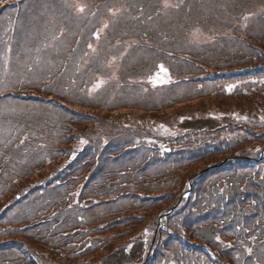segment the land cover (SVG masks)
I'll return each mask as SVG.
<instances>
[{
	"label": "rangeland",
	"instance_id": "rangeland-1",
	"mask_svg": "<svg viewBox=\"0 0 264 264\" xmlns=\"http://www.w3.org/2000/svg\"><path fill=\"white\" fill-rule=\"evenodd\" d=\"M164 2L166 5H172L174 0ZM197 33H199L196 36L197 39H207L202 32ZM191 43L193 46L202 47L201 43ZM215 57L214 60L206 58L210 62L205 65L208 68L203 72V78H208L202 82L206 89L205 95L196 96L194 94L189 100L182 99L178 104L172 105V108H177L176 113L182 115L178 122L182 123L181 126L184 128L178 126L175 119L168 121L170 124L163 125V122L153 123L154 121L145 118L140 120L138 117H133V115L147 117L153 114H149V109L146 110L148 107L143 108L141 103L134 104L133 101L136 100L126 95L122 96L125 102L113 105L110 111L106 112L110 113L112 118H115L113 114L125 113L128 116L123 121L121 130L114 129L107 138L101 136L102 131H88L81 125H78L79 130L68 127L61 140L63 143L57 144V147L52 150L53 159L41 169L32 170L27 179L21 181L30 187L29 192H25L22 183L17 182L15 188L5 197L6 200H12L17 197L18 192L26 198L30 194L48 190L44 197V206L36 212L34 210V216L30 219L31 224L30 221L20 222L16 228L1 233L0 240L3 238L23 239L27 245L29 243L31 247L39 249L40 245L23 236L36 234L38 231L40 244L44 247L47 242L46 229L62 226L60 230L64 235L55 244L62 248H54L55 252L50 251L49 253L50 257L54 256L63 264H106L105 257L108 254L112 253L117 258L122 256L124 259L125 252L128 256L139 255L140 259L149 255L151 264H167L170 251L163 244L179 246V240L183 244L185 242L194 244L192 250H195L197 244L202 243L191 231L186 230V227L182 225L178 237L173 236L175 234L171 232L175 230L165 225V221L170 220L181 225L185 214L190 211L205 214L207 211L204 209L213 207V205L227 207L228 197L223 196V192L228 189L227 183H224L225 178L232 177L237 171L242 172L243 177L258 178L260 176L259 173L255 174L252 168H238L237 164H234L236 161L231 160L234 159L232 155L239 149L260 148L264 145V102H257L258 96L264 97V91L255 90L258 87L247 91L241 86L254 79L251 74L247 76L246 74L259 61L253 64L242 63L222 67L233 64V61L224 62L221 54ZM200 59L204 58L200 57ZM254 60H256L255 57H252L243 61L252 62ZM216 65L220 67L209 68ZM224 69L236 72L224 75L226 76L224 81L209 79ZM160 79L164 80V77ZM256 79L259 84L263 82V78ZM165 81L167 79L158 84L165 83ZM219 83L222 84L220 90L210 91L212 87L217 88ZM142 84H145L144 80ZM251 96L254 98L253 103L249 101ZM95 104L89 103L88 106L79 107L83 112L79 115L81 122L92 121L91 114H106L104 109L98 106L100 103ZM253 104L256 109L251 112ZM217 105L221 106L224 111L222 118H232L230 120L234 121L233 124L226 125V122L220 120L221 128L210 132L204 128L205 131L201 129L203 124L198 120L186 119L194 113L208 112H210L208 114L210 118H217L218 114L214 112ZM240 122H245L248 129ZM72 128L74 130H71ZM69 132V136L66 135ZM89 133L96 136L98 133L101 137L96 142L89 143L83 138H92L86 135L91 136ZM215 133L220 134L219 139L223 140V143L225 140L227 145H217L214 141L217 136ZM234 134H241L244 138L233 141L231 136ZM198 139H201V142L197 141ZM107 140H110L112 144L120 140L123 142V145L117 149L113 147L106 149V152L110 153V157L105 159L106 162L110 166L118 163L109 171L102 169L97 152L90 149V146H95L96 150L105 147ZM212 144H215L214 149H206V145ZM233 144H237L234 150H232ZM200 148H205V150L202 151ZM87 149L92 153L91 155L87 153ZM196 152L198 156H192ZM179 154H189L191 158L182 159L179 163L170 160L171 157ZM76 159L82 160L81 165H76V171H69V168L75 166ZM229 164L233 167L232 169L226 167ZM73 174H77V177L73 179L72 185L50 191V184L54 187L58 179L62 180ZM195 177L202 180L203 191L201 193L196 192ZM212 185L219 186V193L222 194H214ZM237 186L238 190L243 193L248 190L252 193L260 191L257 188L252 191L244 185V181L237 183ZM159 219L164 224V231L172 237L161 231L157 242L156 239L153 242L152 232L148 230L149 223L150 227L154 228ZM191 223L198 222L192 220ZM27 224L31 226L27 227ZM219 234L223 237L215 238L216 241L211 245H203L205 253L200 252L201 262L207 260L211 264L210 258L219 263L225 262V259L220 256L229 245L224 234ZM54 235L52 233L50 239H53ZM230 235L232 234L227 233L225 236ZM141 239L145 241L141 242ZM227 262L229 264V261Z\"/></svg>",
	"mask_w": 264,
	"mask_h": 264
},
{
	"label": "trees",
	"instance_id": "trees-1",
	"mask_svg": "<svg viewBox=\"0 0 264 264\" xmlns=\"http://www.w3.org/2000/svg\"><path fill=\"white\" fill-rule=\"evenodd\" d=\"M4 1V0H0ZM8 0L9 6H5L1 11L0 15L5 16L8 13L10 8L11 21L13 22V29L11 31V36L8 38L7 46L0 47V54L7 51L12 47L15 53H20L23 47L30 37L41 36L43 30H39L38 33L35 32L39 22L48 17L58 18L57 27L54 28L51 43L46 47V52L44 54L40 72L41 75L52 78V80H46L45 78L40 79L35 77L40 83H23L26 87L37 89L42 85V82L48 81L49 84L53 83V80L57 77V84L48 87L46 90H49L53 94V100L49 102L48 105L44 107V112L50 114H39L40 117L35 118L34 121L38 124V119H42L40 124L42 127H45V121H65L75 117L78 121L81 122L79 115L81 113H75L70 111L71 108L78 107L77 104L87 105L92 103H100L98 106L101 109L110 111V108L122 101L120 96L122 92L127 90H132L133 85L125 83V80L129 78L141 77L147 73H150L154 70L158 63L163 62L170 66V71L172 73V81L182 80L180 83H173L170 85L167 96L157 95V94H145V96L139 101L147 107H151V110H157L159 108H164V105H170L173 102H177L182 99L185 94L197 92V89H190L187 92H183L186 88H192L194 80L193 77H196L198 69L204 66L203 64H208V59L205 54L200 52L196 54L195 50L184 49L186 45V40L184 36L188 35L191 31V26L197 22H200L202 25L211 27L218 26L223 28V30H230L235 27L236 31H243L252 23H244V17L254 10L255 15H257L258 8L264 3V0H175L174 3L170 6H165L164 0H84V10L81 15H77L75 11V6L71 3V0H54L56 3L52 4L51 0ZM263 2V3H262ZM30 3V4H29ZM74 3V2H73ZM29 4V5H28ZM123 4L127 9L129 8L130 21H127L126 24L116 25L114 23L110 28H108L103 34L99 36L98 41L95 38V32L97 26L99 25L100 20L110 15L111 9H116ZM30 5L35 7L33 10L30 9ZM141 7L139 10L138 18H133L131 11L133 7ZM19 10V14L15 19L12 17L14 9ZM168 8V9H166ZM138 11V9H137ZM119 11L117 12V14ZM14 16V15H13ZM32 17V18H30ZM35 17L38 18V25L36 27ZM86 17H95L98 20L93 23H88L81 21L82 18ZM79 18V19H78ZM163 18L166 19L163 22ZM115 21V18L110 21V24ZM123 22L124 18L121 14L116 18L117 23ZM160 22V23H159ZM36 27V28H35ZM259 30L256 32L254 28H250L254 34L255 47L244 50L243 53H246V59L255 57L256 60L252 62L243 61L242 63L253 64L255 61H259L255 67L260 72V76H264V25L259 26ZM35 29V30H34ZM34 30V32H32ZM83 36L81 41L77 44V47L73 48V42L75 41L77 33H82ZM67 42V45L64 46L63 43ZM127 49L122 52L124 53L120 62H119V71L118 78L121 80V86L109 90L111 86H115V82L107 81L104 84L97 87L93 92L92 96H86L82 100L81 93H85L86 89L90 87L92 81L96 79L97 76H102L104 78H111L112 71L108 69L105 65L108 57L112 55V51L115 48ZM173 52L174 55L168 54ZM181 52L191 54V58L186 61L180 56L183 54ZM195 54L196 56H193ZM203 57L204 59H200ZM212 56H208L210 59ZM213 58V57H212ZM237 58V57H235ZM234 57H231L232 61H235ZM242 56H239V59H242ZM50 61H55L50 64V67L55 71H47L48 64ZM206 59V61H204ZM245 59V60H246ZM240 61V60H237ZM17 62L14 60V54L12 55L11 68H5L4 63L0 60V85L2 86L1 90L6 87H10L8 82L11 80V74L14 68L17 67ZM233 64H237L235 61ZM237 64V65H240ZM212 67V66H210ZM62 68H64L63 72ZM56 73V77H55ZM60 73V74H59ZM28 78V77H27ZM185 79V80H184ZM83 83L84 89L78 91L81 84ZM188 83V84H187ZM135 90L137 85H135ZM197 87V86H196ZM254 88L253 86H249ZM255 90L264 91V86ZM253 90V91H255ZM40 95V94H38ZM257 102H264V97L258 96ZM148 99L152 101L151 104H148ZM4 101H14V98L8 97ZM249 101L254 102V98L251 96ZM25 104L33 102V106H39L40 101L38 98H30L24 100ZM62 102H65V104ZM10 103V102H9ZM13 103V102H11ZM5 105L7 103L0 102V105ZM144 106V108H146ZM21 106L14 107L8 105L6 107H0V121L5 123L7 120H20L23 116H26L25 112H22L20 109ZM43 111V109H41ZM218 114L217 118H210L208 113H199L198 121L203 124L201 129L209 130L210 132L220 129L219 122L223 120L227 124H233L234 121L230 119H223L222 114L224 111L221 106L217 105L214 110ZM78 114V115H77ZM58 115L60 118L55 119V116ZM172 116V114H171ZM140 119H143V116H136ZM91 119L98 126L105 128H116L121 130L122 128V117L111 119L110 114H92ZM111 119V120H109ZM119 119V120H117ZM242 123V122H240ZM4 127V125H2ZM55 126V124H52ZM3 127H0V134L3 132ZM216 128V129H215ZM248 129V127H246ZM203 129V130H204ZM204 130V131H205ZM262 133V132H260ZM3 134V133H2ZM215 142L217 145L225 146L227 142H222L219 137L220 134L215 133ZM58 139L61 138L60 135H57ZM1 138V136H0ZM238 139V136H235ZM35 144H40L42 146L40 155H29L30 153H22L17 155V158L23 160L22 156H30L31 158H40L43 157L44 150L51 148L57 143V139L47 136L46 138L32 139ZM197 141L201 142V139ZM237 144L232 145V150ZM214 149L215 144L210 146L206 145V149ZM202 151L205 148H200ZM198 149V151L200 150ZM250 147L247 149H239L234 154H243L249 155ZM257 151L256 149H254ZM31 151V148H29ZM194 157L198 156L196 152ZM259 156V152H253L249 156L239 157V160H236L238 168L249 167L250 164L246 163L250 159H255ZM190 159L191 155L189 154H179L175 157H171L170 160L175 163H179L182 159ZM19 162L14 161L10 165V172L12 174L13 170L17 168ZM259 163H264V158L259 161ZM227 165V164H226ZM227 168L232 169L233 167L229 164ZM251 168V167H250ZM242 174V173H240ZM5 177H8V173L4 174ZM225 182L228 185V189L223 192L224 195H228L230 198V203L227 207L230 209V214L225 213V217H232L235 225L228 227V233H231L234 237L233 242L230 243V248L227 250V254L231 255L233 253L234 247L242 248L244 245L238 246L239 240L245 237L251 238V240L256 239V237L264 238V198L262 199L261 204L257 207V212L252 216L245 215V210L240 212L236 211L237 204L245 205L247 203L246 192H240L238 190L237 183H242L244 179L240 177H227ZM224 182V183H225ZM195 186L196 192L203 191L202 180L195 177ZM5 186V182L0 180V190ZM252 191H254L255 186L250 181L248 186ZM258 189V188H257ZM249 191V190H248ZM253 194L258 198V193L254 191ZM244 198L245 201L242 200ZM260 209L262 211L260 217ZM259 212V213H258ZM170 214V213H169ZM191 214V212H189ZM25 216H28L25 214ZM27 218V217H26ZM30 218V217H29ZM260 218L261 222L258 224L256 220ZM174 222L171 221V224ZM151 224L149 223V226ZM193 233V232H192ZM25 239L31 240L34 243H37L38 238L36 236H23ZM235 242V243H234ZM254 243L252 246L251 253L256 256V258L245 257L243 255L244 248L234 256H229L232 259L233 264H264V243L258 244ZM50 248H55V245H48ZM27 254H29V259H34L36 256H40L42 260L46 263H50L54 257H50V249H39L31 247L28 243L27 245ZM32 251V252H31ZM247 253L248 251L245 250ZM47 253V254H46ZM47 257H45V256ZM125 256V255H123ZM31 257V258H30ZM111 260V264H119L124 259L121 257L116 258L114 256H108ZM27 260V259H26ZM30 261V260H29ZM29 264H36L32 262Z\"/></svg>",
	"mask_w": 264,
	"mask_h": 264
}]
</instances>
